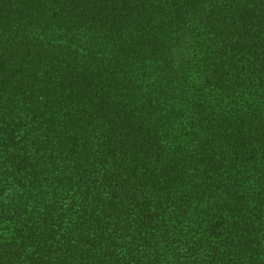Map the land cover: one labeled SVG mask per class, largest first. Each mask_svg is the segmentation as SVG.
I'll use <instances>...</instances> for the list:
<instances>
[{
	"label": "trees",
	"instance_id": "trees-1",
	"mask_svg": "<svg viewBox=\"0 0 264 264\" xmlns=\"http://www.w3.org/2000/svg\"><path fill=\"white\" fill-rule=\"evenodd\" d=\"M0 264H264V0H0Z\"/></svg>",
	"mask_w": 264,
	"mask_h": 264
}]
</instances>
